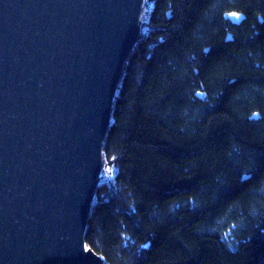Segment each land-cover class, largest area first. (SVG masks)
I'll list each match as a JSON object with an SVG mask.
<instances>
[{
  "label": "trees",
  "instance_id": "trees-1",
  "mask_svg": "<svg viewBox=\"0 0 264 264\" xmlns=\"http://www.w3.org/2000/svg\"><path fill=\"white\" fill-rule=\"evenodd\" d=\"M144 4L86 245L98 264H264V0Z\"/></svg>",
  "mask_w": 264,
  "mask_h": 264
},
{
  "label": "water",
  "instance_id": "water-1",
  "mask_svg": "<svg viewBox=\"0 0 264 264\" xmlns=\"http://www.w3.org/2000/svg\"><path fill=\"white\" fill-rule=\"evenodd\" d=\"M143 1L0 0V264L102 262L87 221Z\"/></svg>",
  "mask_w": 264,
  "mask_h": 264
},
{
  "label": "bare ground",
  "instance_id": "bare-ground-1",
  "mask_svg": "<svg viewBox=\"0 0 264 264\" xmlns=\"http://www.w3.org/2000/svg\"><path fill=\"white\" fill-rule=\"evenodd\" d=\"M144 3H142V9L144 8V5H143ZM233 12V11H232ZM228 13H231V12H228ZM235 13H239V12H235ZM143 18V14H142V11H141V19ZM141 19H140V27H141ZM227 19H229V18H227ZM229 20H231V19H229ZM232 21V20H231ZM233 22V21H232ZM236 24V23H235ZM140 35H141V31H140ZM230 35V37L232 38V36H231V34H228V36ZM140 38V37H139ZM139 38H138V40H139ZM134 48V47H133ZM131 54V53H130ZM130 56V55H129ZM129 58V57H128ZM128 58H127V60H128ZM126 60V61H127ZM125 65H126V63H125ZM125 65H124V68H125ZM124 68H123V70H124ZM122 73H123V71H122ZM120 82V81H119ZM119 85V84H118ZM118 87V86H117ZM116 91H117V89H116ZM116 91H115V93H116ZM97 188V187H96ZM96 190V189H95Z\"/></svg>",
  "mask_w": 264,
  "mask_h": 264
},
{
  "label": "rangeland",
  "instance_id": "rangeland-1",
  "mask_svg": "<svg viewBox=\"0 0 264 264\" xmlns=\"http://www.w3.org/2000/svg\"><path fill=\"white\" fill-rule=\"evenodd\" d=\"M143 3H144V1H143ZM144 5V8L142 9V14L144 15L145 13H147L146 11H147V6H146V4H143ZM140 31H141V27H140ZM102 170V169H101ZM99 176H100V174H99ZM99 180V179H98Z\"/></svg>",
  "mask_w": 264,
  "mask_h": 264
}]
</instances>
